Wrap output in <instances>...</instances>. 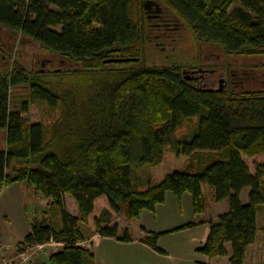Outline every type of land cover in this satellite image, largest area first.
Masks as SVG:
<instances>
[{
	"label": "trees",
	"instance_id": "trees-1",
	"mask_svg": "<svg viewBox=\"0 0 264 264\" xmlns=\"http://www.w3.org/2000/svg\"><path fill=\"white\" fill-rule=\"evenodd\" d=\"M182 26L196 42L219 45L228 57L264 58V0H0V30L32 38L57 53L61 64L31 71L15 60L9 68L11 52L0 31V191L24 182L49 199L60 217V225L34 217L19 251L53 240L63 245L43 264H94L93 252L79 244L93 232L132 240L127 229L118 233L116 224H103L110 210L136 219L171 191L178 198L188 192L194 214H200L207 186L214 201H228V210L209 220L207 239L196 251L244 264L264 209V160L254 162L251 172L243 159L264 154V88L234 89V71L231 80L212 88L204 77L187 78L189 71L179 64H152L146 43L162 44ZM141 59L140 66H130ZM254 65L263 68L264 59ZM20 84L26 96L11 107V88ZM41 102L60 109L51 131L23 117L30 104ZM194 118L188 140L172 136ZM168 144L189 157L188 170L135 183L136 171L163 161ZM244 188L246 203L239 198ZM65 194L75 199L77 216L66 209ZM101 195L109 209L101 210L91 231L88 215ZM260 231L264 238V225ZM145 233L141 241L164 253L157 240L167 232Z\"/></svg>",
	"mask_w": 264,
	"mask_h": 264
},
{
	"label": "crops",
	"instance_id": "crops-1",
	"mask_svg": "<svg viewBox=\"0 0 264 264\" xmlns=\"http://www.w3.org/2000/svg\"><path fill=\"white\" fill-rule=\"evenodd\" d=\"M162 177L163 175L159 176L156 181H159ZM28 187L30 186L24 182H13L0 191V217H3L5 225L0 229V263L5 259L10 260L17 257L19 250L16 245L30 231L28 212L33 210L34 202L42 200V198L47 202V198L40 197V193ZM203 192L208 193L209 203L206 204L205 210L200 214H194L192 197L188 192L182 193L178 198L173 192L166 191L164 201L156 205L153 211L143 209L140 211L138 218L131 220L122 215L121 223H116L118 233L127 229L132 236L131 241L124 242L116 237L101 236L93 232L88 239L79 242V244L93 252L94 264H198L200 262L205 264H228V257L210 258L196 251L207 239L210 231L209 220H215L219 214L228 210L226 199L214 201L213 192L207 186L203 187ZM247 193V188L241 190L239 198L242 203H246ZM64 200L68 212L77 216L78 207L75 199L71 195L65 194ZM105 201L108 203L104 195L94 200L93 210L88 216V228L91 231H94V222L91 223L89 218L91 215L95 217L98 210L97 203H103L101 209L108 208L109 204L104 206L106 205ZM55 207L52 204H47L46 207L41 206L40 209L43 212H48L54 224L60 225L59 213ZM34 216H39V212ZM187 222H194L195 225L174 229ZM144 230L167 232L160 235L157 240L158 246L164 250V253L155 251L141 241L146 235ZM53 243L60 244L61 242L53 241ZM62 245L63 243L60 244V246ZM49 246V244L45 245L38 250L30 264H43L51 251L53 252V250L50 251L52 248H49ZM51 246L53 245L51 244ZM225 246L227 251L230 252V245L226 244ZM99 256L100 262H98ZM244 264H246L245 258Z\"/></svg>",
	"mask_w": 264,
	"mask_h": 264
},
{
	"label": "rangeland",
	"instance_id": "rangeland-1",
	"mask_svg": "<svg viewBox=\"0 0 264 264\" xmlns=\"http://www.w3.org/2000/svg\"><path fill=\"white\" fill-rule=\"evenodd\" d=\"M236 4L233 3L230 5L232 8ZM55 29L59 30L60 27H55ZM1 31V35L6 41L8 49H10L11 55L7 56L8 63L7 66L10 68L12 63L17 60L18 63L24 66L27 70H36L39 67H43L44 69L53 70L61 64L57 63V53L45 49L41 46L37 41L32 38H28L27 36H23L18 32L15 37H11L7 32ZM7 36H6V35ZM25 39L24 43H20L21 38ZM166 39V38H165ZM162 44H153L152 42L146 43V52H148V59L152 64H179L182 66V71L187 70V78L192 76H201L206 80V85L212 88H216L220 86L221 81L224 78H229L231 80V72L234 71L233 79V88L238 89H257L264 88V67H255L256 63H261L263 61L262 56H245V57H228L223 51L222 47L215 44L209 43H200L196 42L191 34L189 29L186 26H182L179 31L172 34L171 39L159 40ZM157 43V42H156ZM6 45V44H5ZM53 61L52 64L49 62ZM132 61V59H130ZM118 62V61H117ZM142 59L140 61H135V63H131L130 66H140L142 64ZM44 64V65H43ZM188 64H194V67H190ZM66 65V66H65ZM73 64L65 63L62 64L64 68H73ZM201 66V67H200ZM193 68L191 71L190 69ZM252 68V69H251ZM212 70V71H209ZM26 86L18 85L17 87L11 88V107H17L18 103L21 100H24L26 96ZM60 114V109L56 108L55 110H50L44 104L35 103L30 104L28 107V111L23 114V117L26 119L28 123H41L51 131L52 126L58 119ZM197 118H194L189 121H185L175 128L172 136L177 139H186L191 136V133L196 125ZM0 138L4 140L5 131L0 130ZM244 161L249 167L251 172L254 171V162H261L264 160V154H259L254 157H246L243 156ZM190 159L187 155H177L174 150L169 147V144L166 146L165 157L163 161L157 167H148L143 170L136 171L133 176L134 181H139V185L143 184L145 180L149 178V182H156L159 176L164 175L167 172L172 170H188V166L190 164ZM29 186V185H28ZM30 188V187H28ZM36 192V191H35ZM39 193V192H38ZM206 204L209 203L208 193L203 192ZM39 195V194H38ZM40 197L43 195H39ZM38 196V197H39ZM37 198V197H36ZM49 203V199L47 202L42 198V200H37L34 202L32 208L33 210L29 211L28 216L30 221L36 218H42L44 215L48 220L50 216L47 211H41V206H45ZM104 206H107V202L105 201ZM103 203H97L98 210L96 211V215L90 216V222L93 223L95 218H97L101 212V207ZM56 208V207H55ZM105 208V207H104ZM107 208V207H106ZM101 209V210H100ZM109 209V206L108 208ZM56 210H58L56 208ZM109 215V220L106 223L107 225H113L121 223L122 212H111ZM39 212V216L37 215ZM208 213V211H207ZM34 216V217H33ZM89 216V215H88ZM125 217V216H123ZM210 217V216H209ZM60 218V217H59ZM126 218V217H125ZM217 218V217H216ZM88 224V222H87ZM116 224V225H117ZM264 225V209L258 212V220H257V232L256 238L253 244L249 245L246 248L245 259L246 264H263L264 263V238L260 231V227ZM4 219L0 217V229L4 227ZM88 226V225H87ZM95 228V224H94ZM57 244V245H56ZM62 244V243H60ZM58 243L49 244V248L54 251L58 250L61 246ZM17 248V245H16ZM52 252V251H51ZM34 259V258H33ZM98 262H100V256L98 258Z\"/></svg>",
	"mask_w": 264,
	"mask_h": 264
},
{
	"label": "built area",
	"instance_id": "built-area-1",
	"mask_svg": "<svg viewBox=\"0 0 264 264\" xmlns=\"http://www.w3.org/2000/svg\"><path fill=\"white\" fill-rule=\"evenodd\" d=\"M48 244H53V240L41 244L26 245L23 250L19 251L15 259H5L0 264H30L35 253Z\"/></svg>",
	"mask_w": 264,
	"mask_h": 264
},
{
	"label": "water",
	"instance_id": "water-1",
	"mask_svg": "<svg viewBox=\"0 0 264 264\" xmlns=\"http://www.w3.org/2000/svg\"><path fill=\"white\" fill-rule=\"evenodd\" d=\"M130 59H136V58H112L110 60L113 61V62H117V61H127V60H130Z\"/></svg>",
	"mask_w": 264,
	"mask_h": 264
}]
</instances>
